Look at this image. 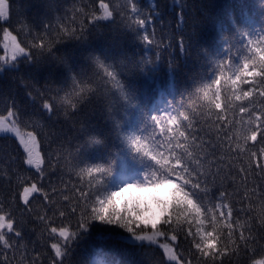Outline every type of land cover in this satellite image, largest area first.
Listing matches in <instances>:
<instances>
[{
  "label": "snow or ice",
  "instance_id": "obj_1",
  "mask_svg": "<svg viewBox=\"0 0 264 264\" xmlns=\"http://www.w3.org/2000/svg\"><path fill=\"white\" fill-rule=\"evenodd\" d=\"M96 4L98 8L93 6ZM69 11L70 16H58L55 24H47L41 32L33 35L29 31L30 44L3 30L6 54L0 56V73L5 67L32 63L45 55L72 73L66 58L56 55L57 46L86 44L91 34L106 27L103 21L113 25L119 21L143 53L129 63L113 62L106 51L90 54L91 75L81 69L70 76V86L51 95L47 89L28 93L33 101L39 99V115L44 117L82 114L81 130L89 137L85 148L92 149L86 155L81 153L83 159L73 158L76 182L71 196L56 186H52L50 196L36 182L25 180L21 184L18 199L25 211H32L37 193L48 202L47 211L37 213L35 219L43 222L51 240L52 264H67L69 254L94 226H104L99 230L134 248L161 249L168 264H191L178 252L181 242L195 248L202 264H225V257L231 264V258L241 254L249 264H264V104L256 109L258 99L264 100V13L258 27L233 17L232 30L220 32V44L213 38L204 48L183 37L175 41V33L166 36L163 29L158 34L155 9L145 10L140 0H123L122 4L116 0H72ZM8 17V0H0V19ZM183 24L181 15L176 28ZM9 40L13 45L11 55L7 54ZM174 47L185 62L196 49L201 64L183 88L182 69L171 51ZM141 79L146 81L143 86ZM100 100L102 115L110 123L106 132H95V113L85 111L93 101ZM193 113L218 129L216 142L207 146L202 140L197 142ZM237 114L240 121L235 119ZM18 123L19 113L14 108L8 110L6 115H0V133H12L18 138L25 163L35 168L40 178L44 176L45 163L55 173L62 150L46 161L36 134L30 131L21 135ZM218 147L223 149L222 156H218ZM213 156H218L215 164ZM224 157H228L225 179L232 177L231 193L212 187L223 170L220 164ZM213 167L217 170L213 171ZM161 189L167 190L171 199L159 219H142L127 205L124 211L118 207L126 193ZM57 194L63 196L62 201L55 198ZM20 223L0 202V264H11L9 254L20 248L25 235ZM115 230H123L127 236ZM97 256L108 258L91 264H120L107 253L99 252ZM38 259L27 257L25 251L21 264L25 260L36 264Z\"/></svg>",
  "mask_w": 264,
  "mask_h": 264
},
{
  "label": "trees",
  "instance_id": "obj_2",
  "mask_svg": "<svg viewBox=\"0 0 264 264\" xmlns=\"http://www.w3.org/2000/svg\"><path fill=\"white\" fill-rule=\"evenodd\" d=\"M88 0H85L87 3ZM9 17L7 20L0 19V56H4L3 48V30H7L17 37L18 41L31 43V37L27 35L29 31L35 35L41 32L47 24H55L56 18L71 15L69 9L72 7V0H8ZM117 4H122L123 0H116ZM142 7L147 10L154 8L157 16L154 21L156 31L159 34L163 29L166 36L175 33V41L182 37L190 40L197 47L207 48V41L215 38L217 45L220 44V32L229 33L232 30L231 19L239 17L240 23L246 21L253 26H260L262 23L261 14L264 13V0H140ZM181 5L183 8L181 10ZM98 8V4L93 5ZM111 7V5H110ZM184 18L183 27L176 28L180 22V16ZM115 16V13H114ZM99 33H93L89 36L86 44L67 43L58 45L56 50L57 56L66 58L68 64L73 68L69 73L67 68L48 56L39 57L32 63H19L17 67H5L0 73V115H6L8 110L15 109L19 113L20 123L17 127L23 133L34 132L39 141V150L41 155L47 161L53 157L54 152H61L62 159L55 173L48 168L47 163L44 165V176L35 168H30L24 161V152L22 146L15 136L9 134H0V202H3L5 211L13 213L15 219L20 223V227L25 233L24 239L20 241L19 250L9 254L11 264H21V257L27 253V257H39L36 264H52L53 254L51 252V240L48 233L44 230L43 222L35 219L36 214H43L47 211V201L38 193L33 197L32 211L24 210L22 201L18 196L22 193L21 184L27 180L36 182L44 187V190L51 196L52 186L66 191L68 195H73L71 191L72 184L76 182L73 174V164L76 161L74 157L88 154L92 149L85 148V142L89 139L81 130L80 121L84 119L82 114L66 118L62 113L51 117L39 115L40 101H33L28 93L31 91L35 94V89L49 90L48 94H53L57 89L70 86V76L84 69L89 70L90 53L86 52L87 46L90 47L95 55H100L106 51L113 62L129 63L136 61L143 53L139 43L134 36L123 30L119 21L113 25L111 21H103ZM159 39V35L157 37ZM165 40V43H168ZM163 48V44L161 45ZM172 54L177 56V65L182 69L180 76L182 80L181 87L185 82L190 83L193 73L200 70L201 64L196 58V49L193 50L192 56L185 62L183 55L178 53L174 47ZM11 53V51H9ZM91 53V54H93ZM167 57V52L161 53ZM10 55V54H8ZM146 83L143 79L140 85ZM63 95V93H61ZM159 99V94L156 93ZM264 104V100L258 99L256 109ZM254 109V111L256 110ZM86 112L95 113V122L93 128L95 132H106L110 123L105 115H102L103 101H93L92 104L85 108ZM197 111H199L197 109ZM194 131L199 135L198 143L202 140L205 146L209 143L216 142L217 132L211 121L202 118L195 113ZM235 119L240 121V115L237 114ZM247 115L244 116V122ZM26 136V135H25ZM98 139H103L97 136ZM80 152H77V149ZM223 155V149L218 147V156ZM218 156L211 157L215 164ZM228 157H224L220 164L223 169L220 176L212 186L214 189H226L229 193L233 192L230 187L232 177L225 179L227 168L225 163ZM216 171V167H213ZM251 179V178H250ZM259 182V178H257ZM65 185L67 187H65ZM264 186V184H262ZM138 192V191H136ZM57 200L62 201L63 196L57 194ZM127 203L121 200L118 205L121 211L125 210ZM49 215L51 213L49 212ZM73 225L75 219L70 221ZM60 223V221H57ZM104 226H94L88 235L81 241L78 246L74 247L69 254L67 264H91L93 260L99 258L97 253L103 252L109 254L120 264H168L166 257H163L162 250L155 246L151 248H134L126 243L125 240L110 238V234L102 232L99 228ZM163 227V225H160ZM124 236L123 230H115ZM264 235V231L261 232ZM264 244V241H262ZM258 248L261 245H257ZM179 254L186 260H191V264H202L198 258L195 248L188 242H181L178 245ZM13 255L15 259H12ZM259 258V253L257 254ZM24 264H28L25 260ZM225 264H229V258L225 257ZM231 264H249V259L241 254L238 257L231 258Z\"/></svg>",
  "mask_w": 264,
  "mask_h": 264
},
{
  "label": "rangeland",
  "instance_id": "obj_3",
  "mask_svg": "<svg viewBox=\"0 0 264 264\" xmlns=\"http://www.w3.org/2000/svg\"><path fill=\"white\" fill-rule=\"evenodd\" d=\"M2 43L4 48V40L2 41ZM11 46L13 47L11 41L9 40V49L7 51V54L10 55L11 53L9 51H12ZM20 133L21 135H26V133H23L21 131ZM3 134L15 136L12 133ZM170 199L171 197L169 195V192L167 190L161 189L159 191L153 192L141 191L139 193H126L122 201H125L127 204H130L131 207H133L137 211V215H140L142 219L151 221L159 219L162 208L169 202Z\"/></svg>",
  "mask_w": 264,
  "mask_h": 264
},
{
  "label": "bare ground",
  "instance_id": "obj_4",
  "mask_svg": "<svg viewBox=\"0 0 264 264\" xmlns=\"http://www.w3.org/2000/svg\"><path fill=\"white\" fill-rule=\"evenodd\" d=\"M92 50H93V49H92ZM92 50L90 49V47H89V46H87V48H86V50H85V51L91 54V53H93V52H92Z\"/></svg>",
  "mask_w": 264,
  "mask_h": 264
}]
</instances>
